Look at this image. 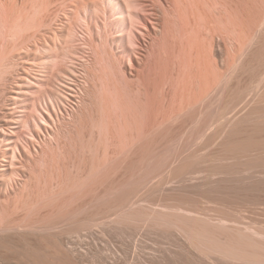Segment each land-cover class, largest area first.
Returning a JSON list of instances; mask_svg holds the SVG:
<instances>
[{"label": "rangeland", "instance_id": "obj_1", "mask_svg": "<svg viewBox=\"0 0 264 264\" xmlns=\"http://www.w3.org/2000/svg\"><path fill=\"white\" fill-rule=\"evenodd\" d=\"M117 1L123 14L51 0L43 26L0 33V126L16 134L0 131V264H243L113 221L162 185L202 182L175 169L217 150L225 109L264 94V0Z\"/></svg>", "mask_w": 264, "mask_h": 264}, {"label": "bare ground", "instance_id": "obj_2", "mask_svg": "<svg viewBox=\"0 0 264 264\" xmlns=\"http://www.w3.org/2000/svg\"><path fill=\"white\" fill-rule=\"evenodd\" d=\"M43 1L44 0H42V4ZM122 1L125 2L128 10H132L133 7L137 10L140 6L139 5L138 8L136 7L138 4L137 0ZM39 2V4H41V1ZM47 2L50 4L51 0H45L43 6L42 4L41 6H46ZM35 3L38 5L37 0H0L1 35H3V31L5 36L7 33H12L14 37L17 36L16 33L19 35L20 32L22 33V31L27 29L30 30V28H37V23H39V25L43 24L46 15V13L44 15L43 13L44 11L46 12L47 7L50 5L48 4L41 9L42 7L39 5L38 8L35 6ZM107 4L117 6L116 10H120L119 12L121 14L125 12V9L122 12V8L119 5L120 1L106 0V5ZM119 12L118 14H120ZM130 16H132V14H130ZM27 32L28 31H26V33ZM32 32L31 33L34 34V31ZM12 34H10L11 38H13ZM18 37H22V35ZM68 37L70 36H67V38ZM15 38L17 39V37ZM20 39L21 38H19V40ZM11 40L13 41V39ZM23 45L24 44H22V47H24ZM5 52L4 55H6ZM8 55H2V58L0 57V63L4 62ZM7 60L5 62L10 61ZM0 67H3V64ZM30 73L32 72L30 71ZM32 77L34 76L32 75ZM32 83L34 82L31 80V84ZM246 103L247 108H245V111L241 112L240 115H236L237 117L235 115L233 118L227 117L231 111L225 109L226 111L224 110L219 119L213 124L218 127L223 126L221 131V133H223L222 141L216 151L203 156L196 155V153L194 154L196 156H193L192 154V156L188 157L186 160L183 159V162L181 161V166L175 169L180 176L205 174V178L203 179L204 176L202 177V182L197 184H184L171 189H162V185L160 188L154 189V191H165L163 197L155 198L152 197L153 194L146 195L145 198L143 197L144 199H142L146 202L145 205L136 207L131 205L127 210L119 213L115 220L112 221H116V223L119 224L121 223V226L124 223L126 225L127 223H131L135 226L150 227V229L152 227L153 229L157 228L158 230H160L159 228H162V230L171 229L174 230L179 237L181 236V238H184L188 244L187 247H190L191 250L200 254L208 256L213 254L214 257H220L219 259L223 258L242 262L243 264H264V94H260V96H256ZM38 106L41 108L40 103ZM33 107L34 106H32V108ZM19 114H16L15 116ZM38 114H40V112ZM21 116L22 115L20 114L18 117ZM40 116L42 115H39V117ZM39 119L45 125V119L43 117H40ZM2 120H5V118ZM16 121L14 122L19 123ZM26 122H24V125L28 124ZM39 124L40 123L37 121L36 127L40 128ZM7 127L11 129V131H9L10 133L14 132L12 130L14 126ZM8 128L0 126V131L6 134L8 133L6 132V129ZM10 133L8 134L10 135ZM28 133V136L31 135V138H28L35 139L31 132ZM13 135L16 134L13 133ZM34 141H36V139ZM9 144L11 143L9 142ZM25 144L24 141V145L21 146L27 152L30 149H28V145L26 144L27 146H25ZM16 146L12 151L10 150V157L6 156L5 153L4 157L10 159L7 160V163L9 164L20 162L16 161V159L19 158V150ZM29 152H27L28 154L25 153V155H27V157L28 155L29 157H32ZM39 158L43 159L41 156ZM10 167L12 170L14 169L12 166ZM24 168L27 167L24 166ZM2 169H4V167ZM5 172L8 173L6 169L2 171V173ZM15 173L17 172H14L13 174L15 175ZM170 177L166 179L169 180ZM215 177L216 179L213 180ZM167 180L165 183H168Z\"/></svg>", "mask_w": 264, "mask_h": 264}]
</instances>
